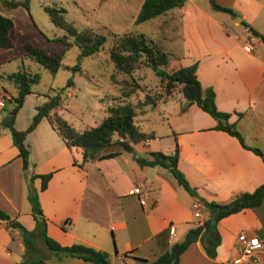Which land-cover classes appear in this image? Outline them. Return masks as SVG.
I'll use <instances>...</instances> for the list:
<instances>
[{"label":"crops","instance_id":"0c3cea01","mask_svg":"<svg viewBox=\"0 0 264 264\" xmlns=\"http://www.w3.org/2000/svg\"><path fill=\"white\" fill-rule=\"evenodd\" d=\"M109 1L114 6L134 4L138 11L143 0ZM215 1L235 5L240 16L232 21L204 0H185L152 20L162 16L170 23L162 46L173 55L170 65L195 63L202 88L214 91L216 107L230 113L228 120L236 124L247 145L264 152V40L249 30L255 25L262 33L264 0ZM246 43L251 44L250 49L245 48ZM4 74L0 73V209L8 218H0V264L24 260L21 232L10 221L34 229L36 221L28 196L31 186L37 189L50 237L64 245L82 242L104 249L113 263L142 264L139 258L155 259L171 243L181 240L190 227L201 224L208 211L178 183L169 168L140 165L134 154L148 157L150 150L170 153L177 142L178 168L208 200L227 202L234 194L252 191L264 181L261 157L243 147L235 136L214 128L216 120L195 103L185 104L182 118L186 119L181 126H172L171 133L161 135L151 130L154 136L134 143V152L117 146L110 150L119 151L115 156L84 162L82 149L68 147L42 118L25 137L29 166L24 169L10 130L1 124L14 104L13 94L3 83L7 80ZM38 101L19 124L22 104L14 118L17 129L29 124L36 106L42 103ZM49 171L53 173L44 189L40 188L39 176L30 180L32 172ZM135 187L138 192H134ZM217 229L220 241L213 256L206 254L197 239L180 254V264H264V198L258 206L222 217ZM240 232L262 241L255 259L235 261ZM43 264L95 263L49 253Z\"/></svg>","mask_w":264,"mask_h":264},{"label":"trees","instance_id":"16d2710c","mask_svg":"<svg viewBox=\"0 0 264 264\" xmlns=\"http://www.w3.org/2000/svg\"><path fill=\"white\" fill-rule=\"evenodd\" d=\"M29 0H2L8 7L24 6L28 8ZM215 10L229 12L233 17L237 15L229 6L221 5L215 0H209ZM185 0H143L134 17L135 23L150 20L168 9L181 6ZM51 21L58 27L63 28L66 34L54 37L53 40L62 44L61 50H55L48 44H43L35 38H29L23 43L24 55L48 68L55 74L61 65L62 55L71 42L68 36L73 38V43L80 49L79 56L96 53L104 44L106 37L94 31L92 28L78 30L76 26L65 19L63 7L45 6ZM241 23L245 21L240 20ZM13 20L10 16L0 13V47H11L10 29ZM109 46V55L116 68L128 75L122 79L113 78V82L118 84L121 96L130 97L132 94L143 90L141 83L132 76V72L140 64L151 67L158 74L159 79L154 92L145 91L143 100L136 105L130 102L116 103L108 105L107 114L96 125L85 129H75L64 117L58 113L61 107V95L59 92L46 94L47 100L36 106L29 124L24 129H17L14 126V118L22 106L24 98L32 92V86L39 81V73L30 71L22 67L16 71L5 73L7 80L16 87L15 95H12L14 102L8 114L1 120V124L7 127L12 135L14 145L18 148L22 158L23 168L29 166V147L25 142V137L37 123L44 117L47 118L51 126L58 132L68 147L79 146L82 149V161L93 158H106L118 154L119 151H110L106 148L117 142L123 150L134 152L133 144L142 140L150 139L154 133L140 130L135 123L137 106L151 104L155 105L159 100L173 96L176 92H181L186 99V105L195 103L202 110L208 112L215 120L214 128L221 129L235 136L240 144L258 154L264 162V152L256 147L245 143L241 131L234 122H230L229 112L219 110L214 101V91L211 88L203 89L195 73L196 64L174 67L170 65L171 52L165 50L155 41L148 38L141 32L127 31L114 33ZM170 66L166 69L165 66ZM68 79L67 84H71ZM238 114H241L240 112ZM114 134L117 138L114 139ZM178 144L175 143L174 150L164 153L161 150L148 151V157L136 156L135 160L140 165H161L170 169L176 180L190 194L196 196L207 209V217L201 224L190 227L181 240L171 243L168 249L160 253L155 259L143 260L142 264H180V254L186 247L195 240H200L206 254L213 256L220 241L217 229V222L222 217L237 212L243 208L258 206L264 198V181L257 185L252 191H242L234 194L227 202H218L201 197L196 187L191 185L184 173L178 168ZM53 171L47 173H31L30 180L35 176L41 179L40 188L44 189ZM29 199L36 221L33 230L26 229L21 223L11 220L13 226H17L21 232L25 245L24 260L18 264H43L44 257H35L37 242L53 254L58 256L68 255L89 260L95 264H118L113 263L109 258V253L100 248L82 243L73 242L71 244H61L46 233V218L42 214L37 198V189L31 186ZM0 218L7 219L8 215L0 209Z\"/></svg>","mask_w":264,"mask_h":264},{"label":"rangeland","instance_id":"374dc122","mask_svg":"<svg viewBox=\"0 0 264 264\" xmlns=\"http://www.w3.org/2000/svg\"><path fill=\"white\" fill-rule=\"evenodd\" d=\"M112 3L109 0L108 2L104 0H29L28 8H26L24 6L8 7L0 0V13L10 16L13 20V26L10 29L12 46L0 48V73H8L24 67L38 72L40 76L39 81L32 86V92L25 97L18 114V123L26 118L36 100H39L38 102L47 100L46 94L60 93L59 114L75 129L80 130L98 124L107 114L108 105L124 102L136 105L143 100L145 91L154 92L159 76L151 67L140 64L132 72V76L141 83L143 90H138L130 97L121 96L118 84L113 82V78L119 80L128 75L116 68L109 55V46L114 33L127 31L141 32L160 46H164V32H166V25L168 29L170 23H166L162 16L135 23L134 17L137 11L134 4L114 6L115 4L112 5ZM204 3L212 8L209 0H204ZM45 6L63 7L65 19L71 21L78 30L88 27L103 34L106 37L103 46L94 54L79 56L80 49L73 43V38L68 36L71 45L64 50L61 65L55 74L40 63L26 57L23 43L29 38H35L55 50L62 49V44L53 38L66 34V31L51 21ZM228 6L237 13L235 17L229 12L217 11L230 16L233 21L240 16V11L235 5ZM262 19L264 21V16ZM252 28L255 29V25ZM261 35L264 36V29ZM165 68L169 69V64ZM68 79L72 81L70 85L67 84ZM3 83L15 95V85L7 80ZM185 104L186 99L182 93L176 92L173 97L155 105L137 106L135 123L143 131L153 130L157 134H169L173 130L172 126L179 127L185 121L186 118H182L184 115L182 108ZM43 121L47 123V118L44 117ZM115 138H117L116 134H114ZM112 145L106 150H113L120 146L117 142H113ZM49 253L51 252L38 241L34 256L46 258Z\"/></svg>","mask_w":264,"mask_h":264},{"label":"built area","instance_id":"2783aa9c","mask_svg":"<svg viewBox=\"0 0 264 264\" xmlns=\"http://www.w3.org/2000/svg\"><path fill=\"white\" fill-rule=\"evenodd\" d=\"M246 49L251 48L250 43L245 44ZM1 103V101H0ZM139 188L135 187L134 192H138ZM195 214H199V212L196 210ZM172 232V231H171ZM237 242H238V256L235 258V261H240L243 259H249L253 258L255 259L254 253L262 246V241L257 236H249L246 235L244 232H240L237 235Z\"/></svg>","mask_w":264,"mask_h":264},{"label":"water","instance_id":"95a60500","mask_svg":"<svg viewBox=\"0 0 264 264\" xmlns=\"http://www.w3.org/2000/svg\"><path fill=\"white\" fill-rule=\"evenodd\" d=\"M250 32L255 35L260 37L262 40H264V36H262L258 31H256L255 29H253L252 27L249 28Z\"/></svg>","mask_w":264,"mask_h":264}]
</instances>
